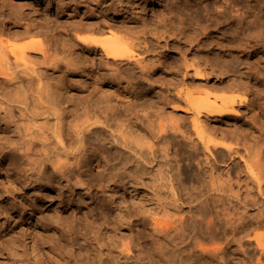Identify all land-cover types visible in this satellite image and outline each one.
Here are the masks:
<instances>
[{"label":"bare ground","instance_id":"bare-ground-1","mask_svg":"<svg viewBox=\"0 0 264 264\" xmlns=\"http://www.w3.org/2000/svg\"><path fill=\"white\" fill-rule=\"evenodd\" d=\"M157 1L149 0V6L143 0L56 1L60 31L55 35L63 52L58 60L67 70L87 74L90 100L87 104L77 102L76 92L68 82L44 80L39 69L33 71L37 77L33 101L27 102L21 96L11 99L17 101L19 110L30 122L41 119V127L53 116L51 129L55 142H48L47 137L36 150L31 148L30 138H22L19 147L16 144L14 164L18 171L16 175L6 176L5 191L7 196H18L20 200L19 204L10 202L9 206L0 207V221L4 220L0 225V255L4 262L0 264H252L255 259L259 263L263 261L264 1L258 0V6L250 4L249 11L242 15L235 4H228L229 0L222 1L225 10L221 13L215 12L211 0H171L168 6L163 5L164 10L162 7L161 11L151 12ZM212 2L217 5L221 0ZM176 5L185 13L201 6L200 10L203 8L207 12L204 15L213 18L219 32L212 30L213 22L196 26L189 25L190 22L188 27L181 23L175 25L171 15ZM245 7L241 11L248 6ZM44 26L29 24L13 36L39 33ZM0 31L9 33L10 30L0 28ZM80 32L107 36L92 39L79 36ZM6 48L0 43V63L10 66ZM37 50L47 52L42 45L31 43L15 54L16 62L27 61L28 52ZM155 53L161 58L147 64V56ZM53 61L56 63V59ZM157 70L166 76L152 78ZM142 84L168 87L170 93L160 95L159 103L179 102L174 110L183 116L193 115L194 135L177 116L172 117L171 128L178 134L170 138L163 134L164 126L156 131L155 126L148 124V130L138 119L134 106L137 101L144 100L139 105H145L150 100V96L142 95ZM7 88L0 86V97L7 96ZM232 90L255 93L257 105L250 104L248 95H228ZM238 106L251 114L249 133H243L244 124L234 129L224 126L229 118L244 119ZM81 117L85 120L77 123ZM2 126L5 135L12 131L6 120ZM229 132L236 134L237 143L218 141V137H227ZM180 135L188 146L196 149L201 146L205 153L204 161L199 162L200 170L193 178L199 185L193 184L189 189L180 184L176 168L167 164L172 159L161 164L155 149L162 140L164 156L170 157L169 150L179 144L176 140ZM33 182L51 186L56 194L53 198L61 201L66 199V191L73 193L76 188H82L86 194L98 186L131 189L130 193L134 194L128 206L112 216L119 230L109 236H102L104 229H93L94 223H109L97 205L82 217L73 212V216H65L60 212L68 209L60 201L57 206L62 208L42 219L62 229L70 228L64 233L69 235L64 244L61 240L62 244L52 245L57 252H54L57 257H53L42 251L39 241L42 238L37 233L33 236L35 231L18 229L21 223L29 222L25 213L33 204L29 202L27 187ZM166 189L169 196L163 198L161 192ZM67 202H71L70 198ZM13 222L15 226H11ZM76 224L83 225L85 232L90 233L89 237L84 235L83 242L80 234L74 236L72 231Z\"/></svg>","mask_w":264,"mask_h":264},{"label":"rangeland","instance_id":"rangeland-1","mask_svg":"<svg viewBox=\"0 0 264 264\" xmlns=\"http://www.w3.org/2000/svg\"><path fill=\"white\" fill-rule=\"evenodd\" d=\"M56 1L57 0H0V28H6L10 30L9 33L0 31V43L3 42L5 46L7 47L6 48L7 54L5 56H7L10 59V62H12L10 66H8L5 62L0 63V86L2 88L8 87L7 92H6L7 96L0 97L1 98L0 100V119H1L0 121V149L4 150L6 148L5 146L9 145L6 148L7 151L6 149L5 151L0 150V170H1L0 171V186H1L0 187V204H1L0 207L1 208L6 207V205L9 206L10 202H17L19 204L18 200H20L18 199V196H15V198L7 196L6 191H5L6 176L8 174L16 175L15 171H18V169H16L15 164H14L16 161L15 156H14L15 154L14 151H16V144H17V147H19L21 145L20 143L23 140L22 138H30L31 148H34L36 150L41 147V142L45 140L47 137H48V142L50 143L55 142V139L52 134V129H51V126L54 124L53 116L51 117L49 123L46 126L41 127L40 126V124L42 123L41 119L36 123L30 122L28 116L23 114V112L19 110L17 101L11 100L15 98L16 96H21V98H27V102L33 101V99L36 97L35 87L37 86V77L33 76L35 74L33 71L36 69L41 70L43 73L42 76L44 80H53L54 82H57V81L59 82L63 79L65 82H68L71 89L76 92V95L74 96L77 102L87 104V102H89L90 100L89 98L90 97L89 95L91 92L90 78L87 76V74L85 72H79L75 69L67 70L64 63H62L61 60L60 61L58 60L63 55V52L59 44L60 41L58 39V36L55 35L58 31H60L59 19H58L59 10L57 9V5L55 4ZM170 1L171 0H159V2L157 1L158 3L156 5L154 4V6H152L151 4L152 6L151 12L161 11L162 10L161 8L163 7V5L168 6L170 4ZM212 1L213 0L210 1V5H212L213 9L214 8L216 9L215 11L216 13L218 12L221 13L225 10L224 8L222 9L221 3L223 0H221V2H218L217 5ZM143 2L145 5L148 4V6L150 4L149 0H143ZM207 2L209 1H205V3ZM229 2H230L228 3L229 5L235 4V6L234 5H230V6H234L235 8L237 7L236 9L239 8L238 12H241L240 15L249 11L250 4L254 6H258L259 4L258 0H251L250 2H246V3H244L245 2L244 0H236V1L229 0ZM176 6L173 12L174 14H172L171 16L174 15L172 19L175 22V25L177 26L180 23L188 27L189 25H193V26H196V24L206 25V24H211L213 22L212 17H210L209 19L208 15H204L206 11H203V8L202 10H200L201 6L197 7V9L195 8V10L188 11V12L186 11V13L185 11L181 10L179 6L177 7ZM245 6L246 7L248 6V7L246 8ZM244 7L246 9H242L241 11V8H244ZM163 10H164V7H163ZM191 13L194 15H192ZM197 21L198 22L200 21V23H197ZM190 22L191 24H189ZM37 23L46 25L44 26L43 30L40 31L39 33H31V34L23 35L20 38L18 37L16 38L13 36L14 33L21 32V30H24L23 28L25 26L29 24H37ZM212 27H213L212 30L215 31V33L219 32L218 30H216L217 27H215L214 22L212 23ZM79 36H84V37L92 38V39H97V38L99 39L101 37L104 38L107 35H101L96 32H86V33L80 32ZM31 43L42 45L47 50L46 54H44V52L40 50H37L36 52H28L29 59L27 61L19 60L16 62L15 54L19 53L22 47L28 44H31ZM189 56H193V55L189 54ZM160 58L161 57L158 56V53L148 55L146 63L148 64L152 62H157L158 59ZM55 59H56V63H54L53 61ZM153 74L151 76L152 78H161V77L163 78L166 76V74L163 73V71L161 70H157V72ZM159 85L160 84H157L156 87H149L145 84H142L140 86L142 95L150 96V100H147L145 105H139L144 100L135 102V104H137V105H134L136 106L135 112H136L138 119L142 121L143 125L148 130H150L148 128V124H151L152 127L155 126L154 129L156 131L159 129V127L164 126L165 131H163V134L168 135V138H170L175 133V131L171 128L172 124L174 123L172 117L177 116V118H179V121L185 124L186 128H188L190 131L192 130V134L194 135L195 132L192 129V122H191L193 119V115L183 116L181 112L175 111L174 107H175V104L177 103L176 101L163 100L162 102L159 103L160 95H166L170 93V91L167 89L168 87L165 88V86L162 87ZM21 88H23V90L19 91ZM227 94L230 96H234V97H242V96L248 95L247 97H248V100H250L251 105L253 104L255 105V103L257 105V102H258V96H256L255 93H252V92L246 94L244 90H232V91H228ZM113 103H117V102L113 101ZM178 104L180 103L178 102L176 105ZM237 108L238 110L242 112L244 119L241 118V119L236 120L235 118H229L228 121L225 120L226 123L224 124V126H226L227 124L228 127H230L231 129H234L240 124H244L241 127L243 133H249L250 130H248L247 128L250 127L248 123H250V121L252 122L251 114L248 115V112L243 111V109H241V107L239 106ZM5 120L10 123L11 129H12L11 132H8V135H5V133L3 132L4 128L2 124L4 123ZM83 120H85V117H81L77 121V123H81ZM65 130L66 131L68 130L67 127ZM175 134H178V133H175ZM250 134L252 135V133ZM251 135H249V138H251ZM220 137H218V141H221V142L224 141L232 145L237 143L236 141H238L236 134L233 132H229L227 137L225 136H223L222 138ZM181 139H182L181 135L178 136V139L176 141H178L179 144L176 145L177 147L175 146L174 148L169 150L170 157L164 156L163 151H164L165 143H163L162 140L158 141L157 145L155 146V149L157 150V156H159V160L162 161L161 164H163V162H167V160H169L170 158L172 159L171 162L168 161L167 164L170 163L176 168L175 172L179 174L178 177L180 180V184L189 189L193 184L199 185L196 179L193 181V178L195 177L194 173L200 170L199 162L204 161L205 153L201 146H199L197 149L192 148L188 146L186 141L181 140ZM3 142H5L6 145H3ZM147 146L148 145L144 141L145 150H147ZM175 149H177L176 152H175ZM8 150L10 152H8ZM3 153H4V156H3ZM22 162L24 166L27 165V160L24 159L22 160ZM9 163H11L12 165ZM176 166L178 167V169ZM7 170H9L8 171L9 173L6 172ZM49 170L51 171L52 167H50ZM91 172L96 174L97 170L91 169ZM224 179L221 181L223 182ZM31 184H29V186L27 187V194H28L27 196H28L29 202H31L33 205L30 206L27 212L25 213L27 220L29 219L28 220L29 222L27 224L21 223L18 229H22V227L31 228L30 230L35 231L33 233V236L37 233L36 235L39 236V239L42 238L39 241H40V244H42V249H43L42 251L45 253V255L47 253L49 256L52 255L53 257H57L56 254L54 253L56 251L52 249L53 248L52 245L62 244V243L64 244L65 242L64 240L66 239L67 241V238H68L67 236H69L68 233L67 235L64 233H66V231H69L70 228L65 227L64 229H62V228L57 227L56 225L47 224L46 222H43L42 219H44L45 216L52 215L57 210L62 208V207L57 206L59 205V202L61 201V199H59L58 197H56L55 199L53 198L54 195L56 194L52 190L51 186L50 187L46 185L41 186L37 182H33ZM76 189L73 191V193L66 191V199L63 200L64 202L63 201L61 202H63L64 205L67 206L66 209L68 210H61L60 213L61 214L65 213L66 214V215L64 214L65 216H69V215L73 216V213H74L76 216L79 215L78 217H82V215L85 214L84 212H89L95 209L97 205L98 207L97 210L101 213V216L103 218L107 217L109 219L108 220L109 223H105L102 225H100L99 223H94V225H92L93 229H97V227L100 229H104V231H102L103 232L102 236L103 235L107 236V234L109 236V235L118 233L119 225L117 224V220L114 221L113 217L115 216V214H118L120 210L128 206V204L132 200L131 195H133L134 193H130L131 189H129V191H126L124 188L114 190V187L100 188L98 186L95 189L94 188L91 189V191H89L91 192L90 194L84 193L85 191H83L82 188H76ZM166 191H168V189L163 190L161 192L163 198L169 196L166 193ZM68 198H70V201H71L70 203L67 202ZM218 208L220 207L218 206ZM75 215L73 218L76 217ZM3 222L0 221V225ZM14 224L15 222H13L11 226H15ZM105 225L108 228L104 227ZM82 226L83 225L76 224L72 227V231L74 230L73 231L74 236L80 234L79 236L82 237L80 239L81 242H83V238L85 236L89 237L90 235L88 231L85 232L86 229L85 227L83 229ZM100 229H97V230H100ZM109 229H112L110 230L112 233L109 231ZM137 229L138 228L136 227V230ZM43 235L45 236V239H43L44 238ZM54 235L56 236L54 237ZM61 236H62V239L60 238ZM53 238H55V240L52 241ZM30 239L28 238L27 240L31 241ZM31 245H32V242H31ZM50 245L51 247H49ZM208 245L211 246L210 243ZM45 257L46 256H44V258ZM2 260L4 262L3 256L0 255V263L2 262ZM253 262L255 263H252V264L259 263L258 260L256 259ZM259 264H264V259Z\"/></svg>","mask_w":264,"mask_h":264}]
</instances>
